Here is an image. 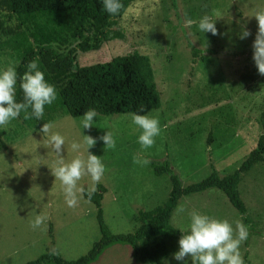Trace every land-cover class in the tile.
<instances>
[{"label": "rangeland", "instance_id": "1", "mask_svg": "<svg viewBox=\"0 0 264 264\" xmlns=\"http://www.w3.org/2000/svg\"><path fill=\"white\" fill-rule=\"evenodd\" d=\"M260 9L264 0H144L131 4L117 21L113 31L120 32L121 39L96 52L77 53L75 68L106 64L134 52L145 55L161 94V107L148 113L158 117L161 132L148 149L137 143L139 131L129 114L98 115L90 129H81L79 118L59 112L43 120L66 138L61 151L66 160L77 155L69 147L73 141L82 144L80 155L86 158L80 133L97 140L89 152L102 157L105 174L98 183L85 176L78 184L87 193L97 186L105 189L101 209L112 234H132L140 225L139 214L169 197V176H157L152 162L168 164L186 188L213 171L221 178L235 173L256 148L264 134V74L252 58L258 32L252 14ZM217 13L223 14L215 22L217 34L200 32L199 19L216 18ZM241 30L250 35L239 39ZM193 52L198 53L195 61ZM11 62L17 63L9 49H0V67ZM41 127L18 117L0 128L7 146L0 151V264H28L48 252L75 261L101 237L94 204L84 197L75 207L66 204L61 184L52 175L56 156ZM105 131L113 132L114 148L105 149L99 140ZM138 157L150 162L137 163ZM238 192L246 207L244 218L223 192L211 189L182 197L169 224L187 230L192 211L227 219L233 227L244 219L249 231L240 246L244 264H264V163L241 176ZM35 214L47 217L38 229L30 227ZM178 240L147 242L146 248L163 264H181L172 259ZM93 264L140 263L127 245L116 244Z\"/></svg>", "mask_w": 264, "mask_h": 264}, {"label": "trees", "instance_id": "2", "mask_svg": "<svg viewBox=\"0 0 264 264\" xmlns=\"http://www.w3.org/2000/svg\"><path fill=\"white\" fill-rule=\"evenodd\" d=\"M141 1L144 0H121L120 14L111 17L104 11L102 0H0V49H9L19 65L18 73H23L24 65L38 56L40 70L58 93L57 100L45 106L41 121L25 119L22 112L20 118L25 123L41 127L44 118L55 112L79 118L87 109L95 108L99 115L111 117L129 113L144 115L161 107V94L154 81L150 60L145 55L134 52L106 64L73 71L78 52H96L107 42L121 39V33L114 32L113 28L131 4ZM192 56L195 61L198 53L193 52ZM16 96L18 101L23 96L19 82ZM6 148L0 139V151ZM258 163H264V134L235 173L221 178L213 171L206 179L186 188H182L180 179L168 164L152 162L157 176H169V197L155 209L141 212L140 225L128 235L112 234L106 226L101 209L105 189L97 186L94 192L84 191L83 197L97 207L100 240L75 261H66L57 253L48 252L28 264H93L105 250L116 244L127 245L140 264H163L156 252L147 250L146 244L180 239L183 235L169 224L178 201L187 195L216 189L224 193L231 206L244 218L246 207L240 199L238 185L241 176Z\"/></svg>", "mask_w": 264, "mask_h": 264}, {"label": "clouds", "instance_id": "3", "mask_svg": "<svg viewBox=\"0 0 264 264\" xmlns=\"http://www.w3.org/2000/svg\"><path fill=\"white\" fill-rule=\"evenodd\" d=\"M102 5L104 11L111 17L118 16L123 8L121 0H102ZM252 17L258 24V32L252 45V58L259 73L264 74V9L253 12ZM220 18H223L222 13H217L216 18L210 15L202 16L198 21L199 31L203 34L216 35L215 22ZM186 23L191 25L193 21L187 20ZM249 35L248 31L241 30L239 39L243 40ZM18 67L16 62L0 67V128L7 127L20 117L22 112L25 114V119L34 118L36 121H41L44 117L45 106H50L57 100L56 87L45 79V73L40 70L38 56L24 65L23 73H18ZM73 71H75V67H73ZM18 82L19 89L23 93L20 101L16 96ZM98 115L95 108L87 109L79 117L81 129L92 128ZM129 116L132 124L139 131L137 143L142 149L151 148L155 143V138L161 132L158 117L137 113H129ZM53 129L54 125L48 122L43 124L39 132L47 137V143L56 156L52 175L61 184L66 204L69 207H75L84 196L83 186L78 182L88 176L94 184L98 183L104 176L106 167L102 157H97L89 152L97 140L81 133L83 143L87 145V148L84 149L86 158L80 155L82 144L73 141L69 147L77 155L71 160H66L61 156L66 138ZM99 140L104 144L105 149L115 147L116 141L111 131H105ZM136 162L147 165L150 161L138 157ZM94 191L95 188H93ZM46 219V216L35 214L30 227L38 229ZM181 232L183 235L178 240V250L172 254V259L175 261L181 262V264H244L240 246L248 239L249 231L247 225L242 221H237L233 227V224L227 219H218L208 214L192 211L187 230Z\"/></svg>", "mask_w": 264, "mask_h": 264}, {"label": "crops", "instance_id": "4", "mask_svg": "<svg viewBox=\"0 0 264 264\" xmlns=\"http://www.w3.org/2000/svg\"><path fill=\"white\" fill-rule=\"evenodd\" d=\"M109 249V248H108ZM106 252V250L103 252V253H105ZM103 253H102V255H103ZM102 255H101V257H102Z\"/></svg>", "mask_w": 264, "mask_h": 264}]
</instances>
